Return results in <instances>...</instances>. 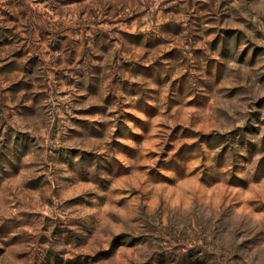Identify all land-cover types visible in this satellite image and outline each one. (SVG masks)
Instances as JSON below:
<instances>
[{"label":"rangeland","instance_id":"374dc122","mask_svg":"<svg viewBox=\"0 0 264 264\" xmlns=\"http://www.w3.org/2000/svg\"><path fill=\"white\" fill-rule=\"evenodd\" d=\"M0 264H264V0H0Z\"/></svg>","mask_w":264,"mask_h":264}]
</instances>
